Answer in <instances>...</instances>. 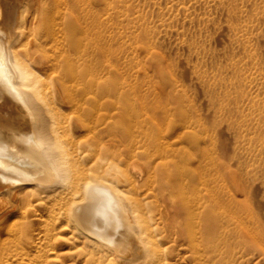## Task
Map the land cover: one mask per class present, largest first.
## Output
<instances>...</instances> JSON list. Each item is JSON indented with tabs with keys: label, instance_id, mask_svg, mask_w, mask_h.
I'll use <instances>...</instances> for the list:
<instances>
[{
	"label": "bare ground",
	"instance_id": "1",
	"mask_svg": "<svg viewBox=\"0 0 264 264\" xmlns=\"http://www.w3.org/2000/svg\"><path fill=\"white\" fill-rule=\"evenodd\" d=\"M28 2L33 13L23 17L21 7ZM65 4L0 0V263L53 264L64 254L59 244H67L65 253L79 259L84 253L90 264H157L163 251L155 238L154 210L159 206L156 213L163 212L162 231L175 236L185 232L192 244L191 233L212 234L211 202L205 213L199 211L205 217L199 221L191 204L178 197L186 191L180 184L188 172L177 170L176 159L158 161L166 158L163 139L173 157L177 150L175 140L166 141L160 106L147 107L144 97L132 93L81 90V56L74 53L81 45L80 17L67 18ZM42 62L49 69L46 76L38 67ZM103 104L116 110H106L109 119L116 115L121 120L114 118L113 127L119 126L120 138L129 143L125 158L115 154L118 147L106 137L116 151L106 162L96 126L107 113L81 111ZM81 126L94 142L81 139ZM138 158L145 160V168L135 171ZM152 194L160 201L148 200ZM213 203L225 211L222 197Z\"/></svg>",
	"mask_w": 264,
	"mask_h": 264
},
{
	"label": "rangeland",
	"instance_id": "2",
	"mask_svg": "<svg viewBox=\"0 0 264 264\" xmlns=\"http://www.w3.org/2000/svg\"><path fill=\"white\" fill-rule=\"evenodd\" d=\"M65 1V16L80 17L81 45L74 53L81 56V90L132 93L144 97L147 107L160 106L165 112L166 141L175 140L177 150L173 157L163 139L166 158L158 161L176 159L177 170L189 173L180 184L186 191L178 197L188 201L197 216L211 202L212 234L191 233L192 244L185 232L175 236L162 231L163 212L156 213L159 206L154 210L159 230L155 238L163 251L157 264H264V0ZM33 8L29 2L24 4L23 17L31 15ZM0 12L1 20V5ZM41 64L40 73L45 70L46 76L48 66ZM103 107L81 111L100 112V116L109 108L110 114L116 111ZM101 117L96 129L103 151L109 153L106 162L115 150L125 158L129 143L120 138L121 128L116 127L121 120L113 117L118 120L114 128L108 113ZM87 131L81 126L85 135L81 139L94 142ZM106 137L123 142L114 146L116 142L109 141L119 148L111 149ZM121 146H127V152ZM132 167L142 170L145 160L138 158ZM216 197H222L225 211L213 203ZM156 198L160 201L153 194L147 199L155 202ZM203 212L199 221L205 218ZM249 236L252 241L246 240ZM61 247L58 251L64 254L53 264H90L84 253L79 259L65 253L67 244Z\"/></svg>",
	"mask_w": 264,
	"mask_h": 264
}]
</instances>
